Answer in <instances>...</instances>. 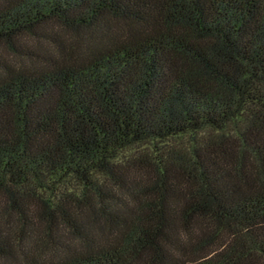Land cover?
I'll return each mask as SVG.
<instances>
[{
    "label": "trees",
    "instance_id": "1",
    "mask_svg": "<svg viewBox=\"0 0 264 264\" xmlns=\"http://www.w3.org/2000/svg\"><path fill=\"white\" fill-rule=\"evenodd\" d=\"M0 264H264V0H0Z\"/></svg>",
    "mask_w": 264,
    "mask_h": 264
}]
</instances>
